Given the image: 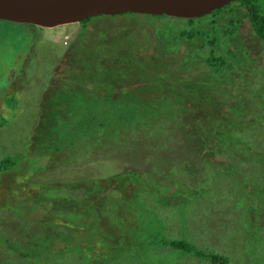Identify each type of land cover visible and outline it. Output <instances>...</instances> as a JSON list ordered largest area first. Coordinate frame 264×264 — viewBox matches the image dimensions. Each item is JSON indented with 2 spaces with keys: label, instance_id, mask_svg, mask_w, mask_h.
<instances>
[{
  "label": "trees",
  "instance_id": "obj_1",
  "mask_svg": "<svg viewBox=\"0 0 264 264\" xmlns=\"http://www.w3.org/2000/svg\"><path fill=\"white\" fill-rule=\"evenodd\" d=\"M244 7L247 10L248 19L254 28V34L264 42V16H262L260 10L256 9L250 2ZM225 9L226 7L215 10L209 16L185 20L187 24L182 26H169L173 32H176L175 35L179 33L183 38L189 39L191 42L200 45L199 42L202 41H198V37L209 38L211 40L217 37L219 30L217 29L218 22L215 17H218ZM126 15L132 16L135 14L127 13L117 16H100L83 20L80 23L82 27L86 28L88 23L92 22L94 19L105 18L107 21H112L106 29L96 31L98 33L97 46L105 50L102 55L78 49V51L73 50V53L65 63H62L63 72L66 73L68 70H71L69 79L76 80V82H80L81 85V79L85 74H89L90 77L94 79L98 88L96 90H90L92 92L91 95H82L77 98L72 96L70 100H67L65 94L69 95L71 91L67 86V82L59 81L54 83V85L57 86L55 95L58 97L56 99L53 98V102L50 101V103L53 104H49V97H46L43 107L38 110V115H40V117H37V119L39 118L41 122L39 127L42 126V130L37 127L36 132L38 130V135L44 133V139H42L40 143L36 141L41 150L35 153L36 157L31 163L36 164L37 161L41 159V156L51 160L54 157H61V150L81 143L82 137L87 136V138L93 140L98 138L99 135L105 136V129L109 127L110 123L112 125H124L125 127L129 120L135 119V121L138 122L142 115L138 118L137 114L132 112L137 105L130 103V106H122L121 104L124 97H134L135 95L128 91V89L124 90L126 85L121 81V78H124V76H121L123 74L122 70L128 67L129 72L127 74L131 73L135 77L144 79L146 84H148L147 88L152 91L150 97L154 100L152 103L153 105L150 106V108H146V110L152 109L150 110L152 114L154 113L153 110H155V115L152 117L163 115L167 107V100L170 106L175 105L177 111L193 110L196 113L190 119L187 118L182 120L179 117L173 121H179L181 123L177 124H184V126H186V141L193 138L192 142L187 143L185 146L187 150L185 155L187 156L182 154L184 157L183 159L176 160L175 157L172 156L173 154H170L172 160L177 161L179 164L185 163L183 164L185 167L181 169L183 172L182 175L176 174L178 176L176 178L171 172V168L168 166H171V163L168 158L160 165L162 171L165 172V175L162 173V177L171 179L174 183L173 189L177 192L171 191L169 196L164 199V195H156V193H153L156 181L150 182L152 176L141 180L138 179L139 174L133 177L135 181L131 184L127 183L124 189L122 182L131 180L132 175H130V173H120L96 181L97 185H92L88 181L68 182L69 188L76 187L74 199L78 201L80 207V210H77L72 204H66L60 208L59 206H61L62 203L58 202L59 196L57 195V191L62 189L63 186L60 183L49 185L51 190H48L47 194H49L50 200L42 198L36 199V205L39 206L41 210L47 211V214L50 215L49 217L55 215L53 212L57 209L55 206H58L63 212V219L58 221L52 220L54 217H48L49 219L46 220V213H44L40 216L38 223H36V225L48 223L49 228L46 227V229H42L44 237L39 234L40 231L39 233L36 231L35 235H33L35 237H33L32 240L25 242L24 240H18L16 243L5 241L1 243L0 264H118L120 262L150 264L153 262L154 258H159L160 264H165L166 260L164 259L167 255L174 258L173 264H175V256L173 253L180 254L187 263L193 258H198L199 261H196L197 263L232 264L230 258L225 253L210 250L207 247L208 244L201 245L209 240L207 236H209L211 232L214 231L219 233L222 231L231 233L233 235V240H238V243H241L238 239L239 233H237V231L240 232V230H242L240 233L243 234L244 223L249 226L252 223L254 215L261 210L263 215L257 222H253V224L260 229L262 234L264 233V152L260 149L263 142L258 139L256 140V136L250 137L246 135V133H252L253 131L264 132V113H262L263 115L255 114L253 118L248 121L247 125H245L246 123L242 124V121L239 122V119L248 114V110L241 109L243 104L242 101H236V93H230V90L233 89L235 92H239L241 89L250 90L243 93V100L245 103L251 101L253 105H255V97L264 100V92H260L259 88L257 91L258 95L252 93V89H248L241 79L238 80L239 83L236 80L230 82L226 79L223 84L220 81L214 87H207L206 85H201L200 81L192 79L190 77L191 71L188 72L187 76L182 74L183 78H179V76H173L174 73H172L171 70L157 68V65L153 63L150 64L152 68L151 71L147 66L146 60H144V57L146 59L150 54L146 53V55L142 57L136 54L138 52L137 48L139 50V43L143 40L139 38V35L143 33L144 30L137 28L126 33L125 30L117 27L118 23H114L116 22L113 20L114 18ZM149 17L168 18L166 16ZM209 17H211V19L206 22ZM130 22L133 23L132 18H130ZM34 29L33 26L0 21V36L4 38V42L14 36H20L21 40L31 39L33 43H35L36 40L33 38L35 33ZM164 30L165 27L163 28V31ZM118 34H121V36L116 38L115 36ZM126 36H135L139 42L132 37L127 40ZM104 38L107 40L105 41ZM100 40H103L102 44H98ZM81 41H89V39L79 38L76 43ZM30 47V50H32L33 46L30 45ZM17 50L18 49L8 48L5 52L11 54L14 58V56L17 57ZM5 52L4 54H6ZM30 60L26 57L24 64L27 67L29 64L31 65ZM245 61V69L247 68V70H249L252 65L250 63H245ZM194 62L195 64L198 63L197 59H195ZM216 62L221 61L218 58ZM220 72H222V70ZM165 76L173 77L167 85L165 84L166 82H164V80L166 81ZM0 78L4 80L2 83L7 87H10L14 82L12 81V83L9 84L8 78H5V75L2 73H0ZM87 81L91 80L87 79ZM237 84L238 87H236ZM59 86L63 87L60 89ZM3 89H5V87H2V90ZM81 89L86 88L81 86ZM103 90L107 92L106 96L101 95L98 97L95 95V93L101 94ZM61 91H63V94H61ZM49 92L52 94L51 91ZM51 94L48 95L51 96ZM3 98L4 100L8 98L10 103L7 105L10 107L16 104L13 93H9L7 96L4 95ZM158 100L160 101L158 102ZM73 105H75L74 108H71ZM261 107H264V105ZM213 108H215L217 112H215ZM128 109L129 112H131V116H127ZM260 109L261 108L257 110V108H255L258 112ZM203 110H206L207 113L203 112ZM185 113L186 112H182V114ZM71 116L72 121H69ZM106 116H111V119L107 123L105 122ZM4 122V119H0V127L5 124ZM180 125L178 126L181 128ZM160 126H162V124ZM164 128H166V132L162 133L161 136L166 139L173 138L174 132L172 128H169L166 123ZM226 131L229 133H226ZM36 132L31 135L33 140L37 139L35 138ZM222 136H224L223 140L225 143L222 141ZM181 138L184 139V137ZM53 143L55 144L51 145ZM227 143L229 145H236L241 149L230 148L226 146ZM161 144H163V142ZM31 146L33 147L29 148V150L35 152L36 150L34 148L36 147L33 142ZM242 146H246L249 149H244ZM165 147L167 146L163 145V148L159 149L157 152H162ZM168 148L171 149V152H175L174 147ZM55 152H57V155H54ZM20 154L25 155V150L18 153L15 158L9 156L0 160V194L5 193L8 197V195L15 192L22 197L23 200H27L26 202L30 203L31 199L34 200L38 198L36 190H39L40 184L28 189H22L20 192L18 188H11L8 184L13 168L23 160ZM178 155L179 154H177V156ZM210 157L213 159L207 162ZM161 161L162 160L159 158L157 159L158 164H160ZM65 163L66 162L63 161V164ZM190 163H192V166H190ZM250 163L252 164L251 166ZM207 166L214 167V169L211 170V168L209 169ZM39 169L40 166L36 168L37 171ZM206 169H208L207 172ZM156 170L157 169H154V171ZM233 174L239 181L231 177ZM222 178L227 179L218 186L217 181H222ZM257 178L258 181H256ZM117 181H120L121 185L120 194L124 199L128 198L126 200L129 201L123 210L117 209L119 201H116V209L121 212L118 215L119 217L115 216V218L116 220H121V225L115 223L113 221L115 219L109 221L107 219L111 218L109 214H107L106 217L103 215L106 212L108 203L112 201L111 196L103 195L104 189L107 188L109 184L105 187L103 184H105V182L112 184ZM180 181H183L184 185H182ZM147 182H150V184H147ZM143 185H145V187H142ZM227 185L230 186L228 187ZM222 187H225V190L221 189ZM80 188L82 190H79ZM144 188H147L146 193L143 192ZM67 190L68 188L66 187L61 194H63V196H65L66 193H68V195H73V189ZM195 190H200L197 195ZM97 192L100 193L97 195ZM189 192H191L198 201L200 200L199 204L201 200H206V202L209 200V210H212V214H208L206 208L203 212L206 213L205 219L201 222H197L203 226L202 233L196 230L195 226L193 227V232L200 234L199 239L194 241L195 245L189 244V241L185 239L175 240L168 236L170 235L169 231L174 227H178L184 234H186L188 230H191V227L186 221L189 211H186L188 214L184 215H182L180 211L185 208V195ZM70 195L66 197L72 200L73 196ZM145 195L153 200H147L144 197ZM7 197L3 201H0V204H2L1 210L3 212L12 211L18 216L26 217L32 214V218H36L35 208H32L29 213L20 209L9 210L11 208H9L10 206L6 201ZM89 197L90 199H87ZM237 197L239 198L237 199ZM161 199L168 200L169 212L175 207H179L175 216L177 222L171 221L170 223L167 217L168 214H165L167 217L165 220V218L156 213L155 201L159 202ZM236 199L237 201H235ZM55 201L56 203L54 204ZM216 201L220 205H218L219 208L221 207V209L224 210L227 208L224 215L214 209L217 205L215 204ZM50 206L51 210H47L46 207ZM98 206H101V210H95V207ZM64 209L69 212H65ZM72 209L79 211L80 214L77 215L75 212H72ZM97 213L99 214L98 219H95L94 217L97 216ZM217 218H220L221 222L214 227L215 229L208 232L209 228L206 227L207 223ZM33 220L37 221V219ZM92 220L98 223V229L90 225ZM215 222L217 223L218 221L216 220ZM223 224L224 226H222ZM36 227L38 228V226ZM111 230H114V233H110ZM262 234L261 236L256 235L261 239ZM244 238L245 244L249 242L247 239H252V237L247 234ZM213 240L212 238L209 241ZM155 244H159L161 247L158 248ZM165 248H169L170 250L166 249L163 251ZM243 250L245 253L249 254L250 257H253L254 251L257 249L253 247L252 252H250V250L244 247ZM239 252H241L240 249ZM255 257L259 258V261H264L262 255L258 257L255 255L254 258Z\"/></svg>",
  "mask_w": 264,
  "mask_h": 264
},
{
  "label": "rangeland",
  "instance_id": "obj_2",
  "mask_svg": "<svg viewBox=\"0 0 264 264\" xmlns=\"http://www.w3.org/2000/svg\"><path fill=\"white\" fill-rule=\"evenodd\" d=\"M248 2L252 3L256 9L260 10V14L264 16V0H243L240 2H232L225 6L226 9L223 10L218 17H215L218 22L217 29L219 30L217 37L213 40L198 37V41H202L199 42L201 46L195 42H191L189 39L187 40L186 38H183L179 33L175 35L176 32H173L171 29L170 26L178 27L187 24L184 19L126 15L114 18L113 20L116 21L114 23H118L117 27L125 30L126 33L137 28L144 30V32L139 35V38H142L143 40L140 41L139 50L137 48L138 52L136 54H138L139 57L145 56L146 53L150 54L146 59L144 57V60H146L147 66L151 71V63L156 64L157 68L171 70L172 73H174L173 76H179V78H183L182 74L187 76L188 72L191 71L192 73H190V77L196 81H200L201 85H206L207 87H214L220 81L223 84L226 79L230 82L233 80L238 82V80L241 79L248 89H252V93L258 95L257 91L259 88L260 92H264V42L254 34V28L248 19L246 13L247 10L244 7ZM130 18L133 19V23L130 22ZM210 19L211 17H209L206 22ZM110 22L112 21H107L105 18L94 19L92 22L88 23L86 28L82 27L79 23L59 26L52 29L33 26L35 28L33 36L36 40L35 43H33L31 39L21 40L20 36H14L4 42V38L0 36V73L4 74L5 78H8L9 84L14 81L10 87H7L2 83L4 80L0 78V119L5 120V124L0 127V160L9 156L15 158L18 153L25 150V155L20 154V157L23 160L13 168L8 184L11 188H18L19 192L22 191V189H28L40 184L39 190H36L38 198H35L34 200L31 199L30 203L26 202L27 200H23V198L15 192L8 195V197L5 193L0 194V201H3L7 197L6 201L10 206L9 208H11L9 210L20 209L28 213L32 208H35L36 210V218H32V214H29L28 217L18 216L12 211L3 212L1 210L2 204H0V245L5 241L16 243L18 240H24V242L32 240L33 237H35L33 235H35L36 231L38 233L40 231L39 234L44 237L42 229H46V227L49 228L48 223L36 225L40 216L44 213H46V220L54 217L52 220L60 221V219H63V212L60 208L66 204H72L73 207L80 210L78 201L74 199L76 187L69 188L68 182L88 181L92 185H97L96 181L120 173H130V175H132L131 180L122 182L124 189L126 188L127 183H133V181H135L133 180V177L139 174L138 179L141 180L152 176L150 182L156 181L153 193H156V195H164V199L169 196L171 191L177 192L173 189V181L162 177V173L165 175V172L162 171L160 165L168 158L171 163V166L168 165L171 168V172L176 178L178 177L177 175H182L183 172L181 169L185 167L183 166L185 163L179 164L177 161L172 160L170 154H173L172 156H174L176 160L183 159V155L187 156L185 155V153H187L185 146L187 143L192 142L193 138L186 141V126H184V124H177L181 123L179 121H173L179 117L182 120L187 118L190 119L196 113L193 110L177 111L175 105L170 106V103L167 100V107L164 110L163 115L152 117L155 115V110H153V114L150 112L152 109L146 110V108H150V106L153 105L152 103L154 100L150 97L152 91L147 88L148 84H146L144 79L135 77L131 73L127 74L129 72L128 67H125L122 70L123 74L121 76H124V78H121V81L126 85L124 90L128 89V91L135 95L133 94L134 97H124L121 104L122 106H130V103L137 105L132 112L136 113L138 118L142 115L138 122L132 118L133 120H129L125 127L124 125H112L110 123L109 127H106L105 129V136L99 135L98 138L93 140L87 138V136L82 137L80 141L81 143H77L75 146L61 150V157H54L51 160L47 157L41 156V159L38 160L36 164L31 163L36 157L35 153L41 150L36 141H39L40 143V141L44 139V133L38 135V130L36 132L37 127H39L41 123L39 118L37 119V117H40V115H38V110L43 107L46 97H49V104H53L50 103V101L53 102V98L56 99L58 97L55 95L57 86H55L54 83L59 81L67 82V86L69 90H71L69 95L65 94L67 100H70V97L72 96L77 98L82 95H91L92 92L90 90H96L98 88L94 79L90 77L89 74H85L81 79V85L80 82L69 79L71 70H68L66 73L63 72L62 63H65L73 53V50L78 51V49H83L90 53L102 55L105 50L100 46H97L96 42L98 33L96 31L106 29ZM164 27L165 30L163 31ZM119 36H121V34H118L115 37L117 38ZM131 37L137 39L135 36H126V39L128 40ZM79 38L89 39V41L76 43ZM104 40L106 41L107 39L104 38ZM102 41L103 40L98 41V44H102ZM30 45L33 46L32 50H30ZM8 48L18 49L17 57L14 56L13 58L11 54H7L5 50ZM4 52L6 54H4ZM26 57H28L29 60L31 59V65L29 64L28 67L24 64ZM218 58L221 62H216V59ZM195 59L198 61L196 64L194 62ZM244 61L245 63H250L252 65L249 70H247V68L245 69ZM221 70L222 72H220ZM172 78V76H165V84L167 85ZM87 79L91 81H87ZM81 86L86 89H81ZM2 87H5V89L2 90ZM62 87L63 86H61L60 89ZM236 87H238V84ZM49 91H51L52 94ZM248 91L250 90L241 89L239 92H235L233 89L230 90V93H236V101H242L243 104L241 109L248 110V114L239 119V122L242 121V124L246 123L245 125H247L248 121L252 119L255 114L263 115L262 113H264V107H261L264 105L263 99L255 97V105H253L251 101H249V103L244 102L243 93ZM101 92V94L95 93V95L98 97L101 95H107L105 90ZM9 93H13L16 102L12 107L7 105L10 103L8 98L6 100L3 98L4 95L7 96ZM47 93L51 94V96ZM61 94H63V91H61ZM159 101L160 100H158V102ZM74 106L75 105L71 108H74ZM255 108H257V110L261 108L262 110L260 109L258 112ZM213 110L217 112L215 108H213ZM127 112V116H131L129 109ZM182 112L186 113L182 114ZM203 112L207 113L206 110H203ZM72 116L69 118V121H72ZM110 119L111 116H106L105 122L107 123ZM165 123L168 124L169 128H172L174 132L173 138L166 139L161 136L162 133L166 132V128H164ZM161 124L162 126H160ZM178 125H180L181 128ZM41 127L39 128L41 129ZM35 132V138L37 139L33 140L31 135ZM226 133L229 132L226 131ZM246 135L250 137L256 136V140L258 139L262 141L263 144L260 149L264 152L263 131H253L252 133H246ZM181 137H184V139ZM223 137L224 136H222V141L225 143ZM32 142L36 147L34 148L36 150H34L35 152L29 150V148L33 147L31 146ZM162 142L163 144H161ZM54 144L55 143L51 145ZM163 145L167 147H165L162 152H157L159 149L163 148ZM226 146L241 149L233 144L229 145L227 143ZM168 147H174L175 152H171V149ZM242 148L249 149L246 146H242ZM177 154L179 155L177 156ZM54 155H57V152H55ZM158 158L162 160L161 163L159 162L160 164L157 162ZM212 159V157L208 158L207 162H210ZM63 161L66 163L63 164ZM251 165L252 164L250 163V166ZM39 166L40 169L37 171L36 168H39ZM190 166H192V163H190ZM207 167L209 169L211 168V170L214 169V167L211 166ZM154 169L157 170L154 171ZM207 171L208 169H206V172ZM231 177L235 178L234 174L231 175ZM226 179L227 178H222V181L213 180L217 181L218 186H220L219 184L224 183ZM235 179L236 181H239L237 178ZM256 181H258V178ZM150 182H147V184H150ZM54 183H60L63 186L62 189L57 191V195L59 196L58 202L62 203V205L59 206L60 208L54 205L57 208L54 210L55 212H53L55 215L49 217L50 215L47 214V211L41 210V208L36 205V199L38 200L39 198H42L50 200L47 191L51 190L49 185H53ZM180 183L184 185L183 181H180ZM103 185L104 187L107 185V188L104 189L103 195L111 196L112 200L111 203H108L106 212L103 215L106 217L107 214H109V217H111L107 218L109 221L115 219L113 221L118 225H121V220H116L115 216H118L121 212L117 209L123 210V208L127 206L129 201L126 199L128 198L124 199L120 194V181L112 184L105 182ZM227 186L229 187L230 185ZM66 187L68 190L73 189V195L69 194L70 196H73L72 200L67 198L69 196L68 193H66L65 196L61 194ZM142 187H145V185ZM221 189L225 190V187H222ZM79 190L82 189L80 188ZM199 191H196V195ZM143 192L146 193L147 188H144ZM99 193L100 192H97V195ZM90 197L87 199H90ZM144 197L147 200H153L147 195ZM239 197H237V199ZM164 199H161L159 202L155 201L156 213L165 218V220L168 217L170 223L171 221L177 222L175 216L179 207H175L169 212V202ZM185 199V208L180 211L182 215L188 214L186 211H189L186 221L191 227V230H188L187 233L184 234L178 227H174L171 228V231L168 230L170 232V235L168 236L175 240L185 239L189 241V244L195 245L194 241L199 239L200 234L193 232V227L195 226V229L202 233L203 226L197 222H201L205 219L206 213L203 212L206 208L208 214H212V210H209V200H207V202L206 200H201L199 204L200 200L198 201L191 192L185 195ZM237 199L235 201H237ZM116 201H119L117 209L115 206ZM55 203L56 201L54 204ZM215 204L217 205L214 209L224 215L227 208H225V210L221 209V207L219 208L220 205L217 201ZM231 204L233 206L232 202ZM46 209L51 210V206L46 207ZM96 209L101 210V206L95 207V210ZM64 211L69 212L65 209ZM72 212H75L77 215L80 214L79 211L74 209H72ZM165 214H168L167 217ZM98 215L99 214L97 213V216L94 218L98 219ZM262 215V211L259 210L252 218V223L249 226L244 223L243 234L240 233L242 230H240V232L237 231V233H239L238 239L241 243H238V240L234 241L231 233L222 231L217 233L213 231L207 236V238H209V240L213 238L214 240H207V242L201 245L208 244L207 247L210 250L225 253L230 258L232 264H264V261H259V258L256 257L254 258L255 255L257 257L262 255L264 258V233L262 234L260 229L253 224V222H257ZM33 219H37V221H34ZM216 220L218 221L217 223L215 222ZM220 222V218L209 221L206 225V227L209 228L208 232L215 229L214 227ZM35 225L38 226V228ZM90 225L97 228L98 223H95L92 220ZM222 226H224V224ZM113 231L114 230H111L110 233H114ZM246 234L251 236L252 239H247L249 242L245 244L244 237ZM256 234L258 236H261L262 234L261 239ZM155 245L158 248L161 247L159 244ZM244 247L247 250H250V252H252L253 247L257 249L254 251V256L250 257L249 254L245 253L243 250ZM166 249L168 250L169 248H165L163 251ZM239 249L241 252H239ZM173 255L175 256V264H207L197 263L196 261H199L198 258H193L187 263L184 257L180 254L173 253ZM173 259V257L167 255L164 259L166 260L165 264H173ZM118 264L132 263L120 262ZM150 264H160V259L154 258L153 262Z\"/></svg>",
  "mask_w": 264,
  "mask_h": 264
},
{
  "label": "water",
  "instance_id": "obj_3",
  "mask_svg": "<svg viewBox=\"0 0 264 264\" xmlns=\"http://www.w3.org/2000/svg\"><path fill=\"white\" fill-rule=\"evenodd\" d=\"M238 0H0V21L52 29L89 18L135 14L196 19Z\"/></svg>",
  "mask_w": 264,
  "mask_h": 264
},
{
  "label": "flooded vegetation",
  "instance_id": "obj_4",
  "mask_svg": "<svg viewBox=\"0 0 264 264\" xmlns=\"http://www.w3.org/2000/svg\"><path fill=\"white\" fill-rule=\"evenodd\" d=\"M240 1H242V0H238V1H236V2H240ZM252 4V3H251ZM225 8V7H224ZM223 9V8H222ZM260 9V8H259Z\"/></svg>",
  "mask_w": 264,
  "mask_h": 264
},
{
  "label": "bare ground",
  "instance_id": "obj_5",
  "mask_svg": "<svg viewBox=\"0 0 264 264\" xmlns=\"http://www.w3.org/2000/svg\"><path fill=\"white\" fill-rule=\"evenodd\" d=\"M224 8V7H223Z\"/></svg>",
  "mask_w": 264,
  "mask_h": 264
}]
</instances>
